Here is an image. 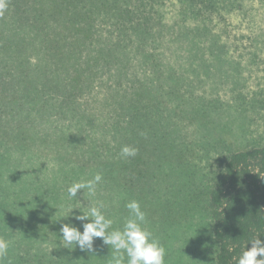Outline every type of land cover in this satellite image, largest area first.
I'll use <instances>...</instances> for the list:
<instances>
[{"label":"rangeland","instance_id":"1","mask_svg":"<svg viewBox=\"0 0 264 264\" xmlns=\"http://www.w3.org/2000/svg\"><path fill=\"white\" fill-rule=\"evenodd\" d=\"M59 1L41 0L46 14L37 26L48 30V46L78 28L66 69L41 47L45 38L36 37L33 16L25 28H12L10 40L29 41L18 44L30 59L24 71L36 79L6 75L0 67V214L16 212L34 228L29 233L20 223L8 240L15 258L2 264L20 257L29 264H56L59 257L57 264H108L110 249L99 239L95 253L64 248L60 227L82 231L74 217L87 203H102L113 228H122L125 204L133 199L146 213L144 226L166 249L165 264H215L211 180L232 152L264 145L263 15L250 24L239 11L221 10L204 22L180 0L135 2L121 31L145 20L155 39L147 41L118 36L111 7L85 16L92 27L66 24ZM15 47L3 48L0 61L19 68L24 56ZM30 85L59 99L43 103ZM50 85L57 86L52 94ZM124 145L137 155L121 158ZM96 173L102 179L94 197L83 190L68 197L70 185ZM70 206L77 209L67 217Z\"/></svg>","mask_w":264,"mask_h":264},{"label":"trees","instance_id":"2","mask_svg":"<svg viewBox=\"0 0 264 264\" xmlns=\"http://www.w3.org/2000/svg\"><path fill=\"white\" fill-rule=\"evenodd\" d=\"M183 8L186 12L191 13L196 18H202L203 21L211 20L210 15H221V10L229 13L239 11L245 20L250 21V24L254 22V15L258 13L257 4L264 5V0H180ZM145 2V0H61L59 6L64 10L66 17V24L77 25L80 22L89 23L92 27L94 24L86 19L85 16H90L94 13H107L108 8L111 7L115 14L111 16L115 19L114 26L120 31V37H129L128 35H141L145 39L154 35L151 32L152 29L147 21H140L137 24H132L129 27L127 33L125 30L121 31V27L126 25L127 14L130 11L135 10L133 8L137 3ZM31 0H5L6 7L0 11V51L3 48H11L13 44H16L15 50L22 52L24 56V64L19 68H12L8 62L0 61L1 70L6 75H12L17 73L22 78L36 79L33 73L30 75L27 71H24L25 65L30 61L24 48L19 46V42L23 44L29 43L24 39H18L16 41L10 40L11 30L18 32L21 27L25 28L33 16L34 22L32 27L36 29L37 38H45L40 40L41 47L46 48V52H50L60 59V63L57 64L58 69H66L67 65L72 62V54L68 51L71 44L74 43L71 38L74 35H79L78 28L74 27L75 32H66L64 37H60L59 40H54L48 46L49 32L41 31L37 26V22L44 16L45 10L43 9L41 0H36L32 3ZM141 4V5H142ZM32 6H35L36 11L32 13ZM138 8V7H137ZM139 11H141L139 9ZM121 13H124L121 15ZM39 14V16H36ZM46 14V13H45ZM51 17H55L52 14ZM7 19L11 24H7ZM27 22L26 25H23ZM113 24V21H112ZM255 25V24H254ZM262 31L261 40L264 44V29L259 28ZM125 32V34H122ZM251 32L250 38L252 41L257 42ZM147 37V38H146ZM119 39V40H122ZM213 38V37H212ZM155 40V39H154ZM154 40H151L154 42ZM121 42V41H120ZM30 44V43H29ZM252 44V43H251ZM80 49L74 52L71 49V53L76 54L80 52ZM61 67V68H59ZM85 71V69H84ZM63 75V73L61 74ZM57 89V86L50 85L48 91L52 94ZM31 92H34L35 96H40V100L43 103L52 102L59 97L45 94V92L39 90L36 86L30 85ZM72 95L73 91H69ZM64 105H67L64 99H62ZM75 111V110H74ZM115 127V124H110ZM2 199H0V208L2 206ZM207 201L210 208L211 217V233L215 244V264H238V258L243 250L251 247V240L259 238L264 241V145H258L250 149L239 150L232 152L223 165L221 171L214 176L211 180L208 192ZM11 210V209H10ZM0 214V231L3 232V239H12L15 236V232L18 231L21 223L22 229L33 233L31 222H22L21 216L16 212L2 211ZM8 217V218H7ZM7 218V220H6ZM39 233L31 235L30 237H39ZM9 248H13L9 242ZM12 250H8L7 256H15L12 254ZM21 260H17L14 264H29L24 257H20ZM259 259V257H258ZM60 262V257L56 264Z\"/></svg>","mask_w":264,"mask_h":264},{"label":"clouds","instance_id":"3","mask_svg":"<svg viewBox=\"0 0 264 264\" xmlns=\"http://www.w3.org/2000/svg\"><path fill=\"white\" fill-rule=\"evenodd\" d=\"M5 7V0H0V11ZM137 153L138 149L129 145L122 146L120 150L121 158L125 159L135 157ZM101 179L102 175L96 173L89 180L74 182L67 188L68 197L76 198L79 190H83V195L86 191L89 197H94ZM103 207L102 203H87L83 207L85 210H80L81 214L74 219L81 222L82 231L68 223L61 225L60 242L64 248L78 247L82 252L95 253V241L99 239L102 245L110 249L108 264H165L166 249L144 226L147 223L146 213L141 209L139 201L133 199L125 204L128 216L124 219L122 228H113L114 221L106 217L101 210ZM73 209L77 208L69 207L67 217L72 214ZM250 242L251 247L242 251L238 264H264V241L255 238ZM8 250L9 242L0 238V264L7 257Z\"/></svg>","mask_w":264,"mask_h":264}]
</instances>
